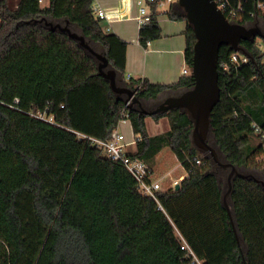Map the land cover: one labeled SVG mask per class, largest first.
Masks as SVG:
<instances>
[{
  "label": "trees",
  "instance_id": "obj_1",
  "mask_svg": "<svg viewBox=\"0 0 264 264\" xmlns=\"http://www.w3.org/2000/svg\"><path fill=\"white\" fill-rule=\"evenodd\" d=\"M139 41L162 37L159 3ZM241 6L238 24L264 33V0H230ZM94 0H0V264H191L183 240L204 264H264V40L244 41L245 65L234 51L219 55L221 98L211 114L208 144L222 164L192 141L186 110L149 117L165 99L194 87L191 76L174 84L126 80L128 43L105 34ZM172 21H186L172 5ZM60 25L84 37L109 61L116 84L136 92L137 103L115 94L99 75L100 61ZM185 62L190 68L196 37L187 23ZM43 117V119L41 118ZM167 118L170 130L150 136L147 119ZM52 120L50 122L49 120ZM130 121L136 152L153 176L154 162L169 148L187 172L179 189L144 195L124 165L93 140L108 142ZM197 161L200 163L198 164Z\"/></svg>",
  "mask_w": 264,
  "mask_h": 264
},
{
  "label": "water",
  "instance_id": "obj_2",
  "mask_svg": "<svg viewBox=\"0 0 264 264\" xmlns=\"http://www.w3.org/2000/svg\"><path fill=\"white\" fill-rule=\"evenodd\" d=\"M177 4L183 9L185 20L192 26L196 37L191 65L194 87L178 96L165 99L156 109L144 113L149 117L177 109L186 110L189 113L194 121L192 141L195 147L202 152L209 153L213 161L221 168L231 169L228 177L229 190L224 198L225 206L231 214L227 198L232 190V178L235 175L247 177L240 174L235 167L222 164L217 151L208 144L211 114L221 98L219 55L222 47H229L234 52H242V42L255 39L264 40V33L257 26L248 28L229 22L215 0H178ZM56 30L68 32L71 39L78 41L82 48L88 50L100 61L99 75L110 82L111 89L115 94L127 96L126 104L130 101L131 104L138 102L135 91L119 87L116 84L115 72L107 70L109 66L107 58L95 53L86 43L84 37L71 33L68 28H63L60 25L52 27L53 32ZM179 187L178 184L175 190H178Z\"/></svg>",
  "mask_w": 264,
  "mask_h": 264
},
{
  "label": "crops",
  "instance_id": "obj_3",
  "mask_svg": "<svg viewBox=\"0 0 264 264\" xmlns=\"http://www.w3.org/2000/svg\"><path fill=\"white\" fill-rule=\"evenodd\" d=\"M96 1L100 8L108 14L118 13L120 16L119 19L112 22L110 33L117 35L128 43L125 68L126 80H149L156 84H174L180 80L182 77L181 72L188 67L185 62L187 22L172 21L167 17L166 14L170 8L165 9V7H171L175 4H164L158 8L162 37L157 41H152L149 47H145L139 41L140 7L136 0ZM150 1L153 0L144 2L149 12ZM146 123L150 136L160 135L170 130V123L167 118L159 121L148 118ZM122 130H125V133H123L126 137L131 133L133 138L129 140L134 142V133L130 121L127 120L125 123L120 124L119 131ZM131 146H135V144L133 143ZM163 151L159 153L157 158L161 156ZM135 152L136 146L135 150L130 153ZM184 178L185 176L181 175L179 179H173L169 189L174 186V183L179 184ZM151 179L154 183H159L153 176ZM169 189L163 190L161 185L162 192Z\"/></svg>",
  "mask_w": 264,
  "mask_h": 264
},
{
  "label": "built area",
  "instance_id": "obj_4",
  "mask_svg": "<svg viewBox=\"0 0 264 264\" xmlns=\"http://www.w3.org/2000/svg\"><path fill=\"white\" fill-rule=\"evenodd\" d=\"M136 1L140 7L139 28L141 30L151 22V14L148 10V7H145L144 5V2L146 0ZM176 1L178 0H163L159 3V7L163 6L164 4H177ZM215 2L217 3L219 9L225 14L229 22L238 24V22L241 21V19L238 17V13L242 12V8L240 5L237 7H232L230 0H215ZM39 3L42 7L46 6L45 0H39ZM259 8L264 9V5H259ZM92 11L96 19L101 23L103 32L105 34H110L112 22L115 21V19H119V14H108L100 8L96 0H94ZM150 45L151 42L148 41L145 47H149ZM232 61L236 66H241L249 62V57L245 56L242 52H234L232 56ZM191 72V67H187L181 72V75L191 76ZM130 104L131 101L127 103L126 106L128 107ZM41 118L43 119L42 116ZM49 121L52 122L51 119ZM125 121L127 120L121 121L120 124L125 123ZM119 126L115 129L111 139L108 142H101L96 140H93V142L97 144V146H99L100 148H103L106 151L107 156L113 162H119L125 166L127 171L137 181L139 189L144 195L156 198V193L161 191V185L152 181V176L147 164L140 159L132 157L131 153L128 152V147L131 146L133 143L135 144V139L134 142L128 140L126 135L123 132L119 131ZM253 128L256 134L262 136V138L264 139V131L262 130V128L256 123H253ZM197 163L199 164L200 162L197 161ZM177 185V182L174 183L172 189H174ZM182 250L188 252V256L191 257V264H204V262L194 253V251L184 240Z\"/></svg>",
  "mask_w": 264,
  "mask_h": 264
},
{
  "label": "rangeland",
  "instance_id": "obj_5",
  "mask_svg": "<svg viewBox=\"0 0 264 264\" xmlns=\"http://www.w3.org/2000/svg\"><path fill=\"white\" fill-rule=\"evenodd\" d=\"M18 2L19 0H9V5L12 9H15L18 5ZM48 4H49V0H45V5L47 6ZM169 8L170 6L165 7V9H169ZM121 132L125 133V130H122ZM132 138L133 137L131 133H129L127 139L129 140ZM134 150H135V146L128 147V152ZM257 161L258 164L261 165L260 172H262V170L264 169V153L258 157ZM153 172H154L153 178L159 181V183L162 185L163 190H167L170 188L173 179H179L181 175L187 177V172L185 171L181 163L178 161L177 157L169 148H166L161 154V156L156 158V161L154 162Z\"/></svg>",
  "mask_w": 264,
  "mask_h": 264
}]
</instances>
